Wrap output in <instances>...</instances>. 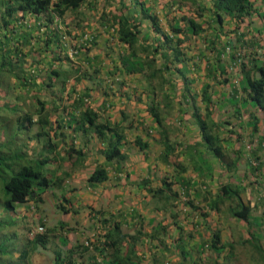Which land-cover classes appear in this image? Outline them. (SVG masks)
<instances>
[{
    "label": "crops",
    "instance_id": "0c3cea01",
    "mask_svg": "<svg viewBox=\"0 0 264 264\" xmlns=\"http://www.w3.org/2000/svg\"><path fill=\"white\" fill-rule=\"evenodd\" d=\"M251 2V15L243 20L223 15L220 24L212 0H87L80 16L72 12L63 17L29 15L16 28L23 36L24 74H32L38 89L35 95L47 102L52 122L60 120L64 125L57 133L51 131L49 148L39 141L28 145L27 159H51L47 174L56 182L42 193L43 202L29 200L13 213L0 208V219L7 222L4 233L18 247L14 259L21 258V247L29 246L22 264H54L57 252L65 258L70 251L75 252L73 259L78 264H105L92 247L81 256L77 248L85 241L102 240L106 222L120 224L126 234H141L138 252L143 264H183V247L188 252L186 264H225L223 255L219 258L208 248L215 233H220L222 244L236 248L250 250L247 244L254 239L264 246V126L259 118L263 117L264 125V112L259 106L252 109L253 103L243 108L246 95L241 89V66L228 68L230 53L242 51L247 61H264V1ZM113 14L124 15L139 28L140 44L151 47V52L140 55L152 58L154 49H159L158 69L165 66L161 53L174 54L179 40L183 41L180 50L185 63L172 57L171 72L164 73L167 81L151 78L148 71L126 74L122 58L130 49L119 41ZM148 14L156 16L158 31ZM183 17L193 18L202 30L198 34L187 30ZM176 28L182 32L175 33ZM253 42L254 49L250 47ZM220 53L224 72L218 66ZM54 57L63 61L53 66ZM54 68L89 78L49 81ZM155 86L161 88V97ZM207 86L224 144L230 153L241 154L234 173L206 148L193 116L196 109L205 114ZM237 93L239 106L234 107ZM19 94L16 101L25 108L24 98L31 97L22 95L23 91ZM153 99L165 120L168 141L149 112ZM87 109L98 113L100 123L109 119L123 132L126 161L109 162L106 145L98 135L77 129L75 120ZM254 118L259 119L257 133ZM137 140L148 147L141 149ZM70 148L80 151L81 158L77 154L70 157ZM99 166L107 169L108 179L92 183ZM67 173L71 175L65 177ZM165 181L173 184L171 191L165 189ZM229 185L241 186L252 200V226L233 216L237 202L222 192ZM161 190L165 193L155 195ZM55 195L63 196L65 204L59 198L54 203ZM39 234L46 235V249L31 244Z\"/></svg>",
    "mask_w": 264,
    "mask_h": 264
},
{
    "label": "trees",
    "instance_id": "16d2710c",
    "mask_svg": "<svg viewBox=\"0 0 264 264\" xmlns=\"http://www.w3.org/2000/svg\"><path fill=\"white\" fill-rule=\"evenodd\" d=\"M86 1L0 0V208H3L7 213H13L19 204L26 203L29 200L37 199L38 202H43L42 193L51 187L52 184H55L56 181H53L48 176L46 168L51 159L43 156L37 160H30L27 159V151L29 142L31 141L46 143L49 145L46 148H49L53 143L51 131H56L57 133L61 125H64L60 120H56V124L52 122L51 113L48 111L49 108H47V102L42 100L40 95H35L38 89L36 84L33 83L34 78L32 74L30 73L31 75L28 76L24 74L23 64L25 61L24 57L26 56L22 50L24 42H22L23 36L21 34L18 35L17 29L27 20L29 15L40 17V15L44 16L48 13L47 15L49 16L55 14L63 17L67 12H72L80 16L79 11ZM212 1L214 12L220 24L223 23V15H229L238 20H243L245 16L251 15L254 11V5L251 0ZM144 13L147 15L146 10ZM148 16L158 31L159 25L156 16L149 14ZM112 19L118 25L117 34L119 41L126 44L130 49V53L122 58V65L126 74L148 71L151 78H160L163 81H167L164 73L171 72L169 66L170 59L173 57L175 62L185 63V60L182 59L185 54L180 50V45L183 44V41L179 40L174 54L161 53V57L165 60V66L162 69H158L156 56H159V49H154L155 55L152 58L148 54L143 57L140 54L151 52V47L140 44L139 28L131 24L130 20L124 15L113 14ZM183 20L188 25L187 30L195 31L196 34L202 30V26L198 25L193 18L183 17ZM174 32L180 33L182 30L176 28ZM165 37L166 42H169L168 45L173 46V40L167 35ZM47 44H44L45 47L43 50H45ZM250 47L254 49V42L251 43ZM229 56L232 57L231 61L228 62L229 69L239 67V64L241 66V89L246 95V98L243 100V106L245 107L247 103H253L255 106H259L264 112V61L255 59L247 61V56L242 51L238 54L230 53ZM148 58L149 61H146ZM53 59V66L55 63L63 61L55 57ZM217 60L218 66H221L222 71H225V66H222L221 53ZM73 76H76L77 79L89 78L88 74L81 75L77 73L73 75L71 72L54 68L50 70L48 79L49 81L53 78L56 80L62 78L69 79ZM208 90L209 86L205 88L203 93V101L206 106L205 114L203 115L200 110L196 109L193 116L201 130L206 148L226 166L229 172L234 173L237 170V162L241 158V154L238 151L230 153L227 150L224 139L221 136L222 125L216 123L213 119L212 97L208 94ZM21 91L25 93L22 95L31 97V99L29 97L24 98L25 104H27L25 108L18 104L15 97L16 94L20 97L19 93ZM237 96L238 93L233 97L234 102L232 104L234 107L239 106ZM152 103L153 106L149 107V112L159 127H161L163 137L168 141L167 132L164 130L165 120L161 117V110L156 106L155 99L152 100ZM36 116L37 119L35 118ZM254 119V131L257 133L259 131V119ZM75 124L77 125V129L84 134L93 131L98 135L99 139L106 145L104 153L109 162L115 159L119 161H126L128 159V156L122 152L125 135L109 119L100 123L98 113L92 109H87L79 120H75ZM225 124L228 125L230 122ZM54 125H56V128H54ZM261 141L264 143V136ZM136 143L141 149L148 147L147 144H143L140 140H137ZM68 154L70 157L73 154L79 155L80 158L82 156V153L74 148H70ZM232 154L233 156H231ZM76 167L75 164L73 168L76 169ZM258 168L254 167L253 169L258 171ZM70 175V173L64 174L65 177H69ZM62 179L59 178L58 181H62ZM107 179V169L99 166L90 181L92 183H102ZM172 185V183L164 182L165 189L168 191H171ZM222 192L228 195L229 200L234 199L237 202L236 210H233V216L252 226L253 202L248 198L246 190L239 185H229L224 186ZM154 193L158 195L159 193L164 194L165 192L161 190L155 191ZM6 223L3 219H0V264H22L25 261L23 257L28 255L29 246L21 247V258L14 259V249L17 250L18 247L15 245V241H12L10 238L8 240L5 235L6 233H4L7 227ZM106 223L107 229L103 235V239L96 240L93 243L88 241L89 246L86 245L85 241L77 248L79 255L81 256L83 253H86L92 247L97 255L103 258L105 264H143L142 255L138 252V243L141 241V234L129 235L123 232L120 224ZM252 238L254 239V237ZM253 241L255 244L252 243ZM253 241H250L247 245H250L249 253L252 255V258L254 257V264H264V246L258 239H254ZM209 242L211 246L208 248L218 255L219 258L223 255L225 264H229L235 258L236 261L238 260L239 253L237 252V248L234 245L222 244L220 233H215ZM47 243L46 235L43 234H39L31 242L35 247H42L44 249H46ZM69 253L65 258H62L63 254L57 252L54 264H78L73 259L75 252L70 251ZM187 253L184 247L181 248L183 264L189 263ZM215 264L219 263L216 262Z\"/></svg>",
    "mask_w": 264,
    "mask_h": 264
},
{
    "label": "rangeland",
    "instance_id": "374dc122",
    "mask_svg": "<svg viewBox=\"0 0 264 264\" xmlns=\"http://www.w3.org/2000/svg\"><path fill=\"white\" fill-rule=\"evenodd\" d=\"M155 88H156V90H159V94H160V97H161V88L160 87H156L155 86ZM248 106H250V104L249 103H247V104H245V109L248 107ZM252 106V109H254V108H256V106H254V104L253 105H251ZM243 108H244V106H243ZM247 109H249V108H247ZM260 118V121H261V126L263 127L264 125H263V117H259ZM56 196V195H55ZM58 198L62 201V203L63 204H65V200L64 199H62L63 198V196H56L55 198H53V201H54V203H55V201H57L58 200ZM76 212V211H75ZM74 212V213H75ZM227 214H229V213H227ZM74 216V215H73ZM237 252L239 253V255H238V260L236 261L235 259H234V261H232V262H230L229 264H254L255 262L253 261V258H252V255L249 253V248L247 247H244V248H237ZM255 260V259H254ZM227 264V263H226Z\"/></svg>",
    "mask_w": 264,
    "mask_h": 264
},
{
    "label": "built area",
    "instance_id": "2783aa9c",
    "mask_svg": "<svg viewBox=\"0 0 264 264\" xmlns=\"http://www.w3.org/2000/svg\"><path fill=\"white\" fill-rule=\"evenodd\" d=\"M39 231H40V232H43V231H44V229H43V228H40V229H39ZM86 245H88V246H89V243H88V241H86Z\"/></svg>",
    "mask_w": 264,
    "mask_h": 264
},
{
    "label": "clouds",
    "instance_id": "9594fccd",
    "mask_svg": "<svg viewBox=\"0 0 264 264\" xmlns=\"http://www.w3.org/2000/svg\"><path fill=\"white\" fill-rule=\"evenodd\" d=\"M90 99L89 98H86L85 101L88 102Z\"/></svg>",
    "mask_w": 264,
    "mask_h": 264
}]
</instances>
